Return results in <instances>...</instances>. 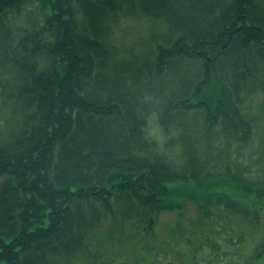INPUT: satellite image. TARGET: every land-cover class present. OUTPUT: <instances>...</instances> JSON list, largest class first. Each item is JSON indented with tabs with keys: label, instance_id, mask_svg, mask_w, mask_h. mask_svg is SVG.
<instances>
[{
	"label": "trees",
	"instance_id": "16d2710c",
	"mask_svg": "<svg viewBox=\"0 0 264 264\" xmlns=\"http://www.w3.org/2000/svg\"><path fill=\"white\" fill-rule=\"evenodd\" d=\"M256 97L264 0H0V264H97L106 223L148 236L217 188L253 229L264 180L212 151L250 144Z\"/></svg>",
	"mask_w": 264,
	"mask_h": 264
},
{
	"label": "rangeland",
	"instance_id": "374dc122",
	"mask_svg": "<svg viewBox=\"0 0 264 264\" xmlns=\"http://www.w3.org/2000/svg\"><path fill=\"white\" fill-rule=\"evenodd\" d=\"M149 27L150 24L141 19L130 28L127 38L136 40ZM255 99L252 107L258 113L257 129L250 144L240 150L225 149L223 152L217 144L212 153L221 152L224 161L230 162L232 170L243 178L264 180V97ZM149 133L165 142L157 118L151 119ZM168 155L180 161L177 151ZM211 193H224L227 197L221 205L215 199L200 208L190 200L186 209L161 213L148 236L140 229H132V224L106 223L99 241V252L103 256L97 264H264V210L260 211V218L252 229L244 222L249 214L225 204L235 201L252 210L249 196L229 195L224 188L213 189ZM129 237H134V241L125 246L123 243ZM91 251L95 252L96 248L92 247ZM72 264L82 263L75 260ZM85 264H93L89 255Z\"/></svg>",
	"mask_w": 264,
	"mask_h": 264
}]
</instances>
